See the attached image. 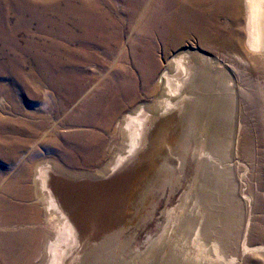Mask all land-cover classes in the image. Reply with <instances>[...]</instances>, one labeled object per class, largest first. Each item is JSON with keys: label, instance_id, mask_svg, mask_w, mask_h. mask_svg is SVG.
I'll use <instances>...</instances> for the list:
<instances>
[{"label": "bare ground", "instance_id": "1", "mask_svg": "<svg viewBox=\"0 0 264 264\" xmlns=\"http://www.w3.org/2000/svg\"><path fill=\"white\" fill-rule=\"evenodd\" d=\"M231 1L234 0L10 1L23 26L38 23L40 35L33 44L40 52L34 55L28 86L33 93L46 89L51 105L48 111L56 107L62 113L58 116L63 118L56 125L37 122L30 126L26 122L3 121L1 110L0 121L6 127H0V160L13 161L27 142L14 140L8 146L2 142L5 134H25L29 138L46 131L63 139L61 144L59 140L47 146L59 153L70 148L64 156L71 162L91 165L105 156L111 161V167L82 173L48 161L38 164L37 188L55 232L45 239L43 248L39 244L42 227L4 234L10 245H22L25 250L21 256L32 260V264H99L100 246L91 245V240L114 232L111 222L118 209L133 196L134 189L139 191L136 196L146 198V185L157 180V165L163 160L156 157L159 149H182L184 138L192 137L195 126L199 130L192 148L198 155L205 149L201 178L194 179L202 186L198 198L206 210V222L199 233L213 243L211 250L217 258L230 257L229 264L241 260L243 250L263 248H253L259 241L252 238L247 243L243 233L248 230L241 225L235 210L233 189L211 187L212 176L227 183L224 185H233L226 162L234 137V111L230 106V82L234 75L242 81L237 84L241 100L257 125L249 128L250 116L240 114L243 121L240 117L237 127L242 135L237 140L238 153L251 162L256 160L257 166L264 161V94L261 83L249 77V72H258V67H250L242 56L243 35L233 23V18L238 19L237 5H226ZM245 1L247 46L264 60V0ZM14 34V30L8 32L9 36ZM190 37H196L218 55L187 47L168 59L174 43ZM160 47L167 65L159 77L161 66L156 49ZM15 65L19 75L21 64ZM0 69L6 71L4 67ZM104 82L112 85L106 91L101 89ZM140 91L154 100L139 102ZM22 98L32 100L26 95ZM18 104L12 107L16 111H20ZM87 125L92 131L78 130L69 138L60 131L65 126ZM105 133H113L114 145H109V150L105 149ZM252 137L258 138L259 146H251ZM84 139L87 141L82 142ZM220 165L226 167L220 169ZM211 168H215L216 174H208L206 169ZM34 193L35 189L30 195ZM6 195L8 199L0 211L1 224L21 219L37 222L42 217L36 205L33 213L27 214L20 204L13 202L26 197L23 191L15 189ZM253 197L255 208L263 209L264 200ZM258 219L256 215L249 217V234L259 226ZM261 226L263 230V222ZM232 256L237 259L231 260Z\"/></svg>", "mask_w": 264, "mask_h": 264}, {"label": "rangeland", "instance_id": "2", "mask_svg": "<svg viewBox=\"0 0 264 264\" xmlns=\"http://www.w3.org/2000/svg\"><path fill=\"white\" fill-rule=\"evenodd\" d=\"M10 1L0 0V67L6 68V71H1L0 69V111H3V121L26 122L30 126H34L37 122H47L49 126L56 125L62 120L63 116H58L59 113H62L58 112L56 107H51L50 110L52 112L48 111L51 105L48 103L46 89L33 93V89L28 86L31 84L30 73L33 60L35 59L34 55L40 52L37 47H34L35 44H33V42L38 40L40 35L38 33V23L32 22L29 25L23 26ZM234 4L237 5L238 19L233 18V23L235 24V28L240 30L243 35L242 46L244 53L242 56L250 67H258V72H249V77L261 83L264 94V60L259 57L257 52H252L247 46L246 1L234 0L226 3L227 8H231ZM229 16L232 17L231 15ZM220 19L223 22V16ZM12 30H14L15 34L9 36L8 32L12 33ZM14 45L16 48L13 47ZM187 47L206 51L214 56L218 55L207 45L201 44L196 37H190L175 42L168 51V59L177 51ZM156 54L161 66L160 77L167 62L164 59L162 47L156 49ZM16 63L21 64L19 67H21L20 74L22 76L17 74L15 66L17 67L18 65H15ZM106 78L110 79L109 77ZM17 81H19L18 85ZM240 82L242 81L238 76H232L230 82V106L234 111V121L231 125L234 137L228 146L229 157L226 164L230 168L228 174L233 185H224L227 183H222L217 177L212 176L211 187L215 189L219 188V190L222 188L224 191L233 189L232 201L234 199L233 202L237 206L235 210L240 215L238 218L242 221L241 225L244 226L245 230H248L243 233L247 235V243L255 239L259 242L253 248L257 246L263 247L257 250H243L241 260H236L237 258L234 256H232L231 260L235 259V264H264V229L262 230L261 226L262 222L264 223V208L261 210L255 208L253 197L257 196L261 200H264V161L261 165L258 163L259 167L256 164V160L255 162H251L242 156L241 153H238V136H240V140L242 139L241 133L237 131L240 123V114L243 116L248 115L249 117L251 113L247 109L246 104H243L241 100L243 96L239 85L237 86ZM111 86L110 83L104 82L101 89H105L106 91ZM23 95H26L30 100L32 98L31 102L24 101ZM139 97V102L143 103L154 100V97H149L141 91L139 92ZM262 97L261 103L264 101V96ZM16 104L20 105V111L12 108ZM30 112L31 114H28ZM241 121H243L242 117ZM247 121L249 122V128L257 127L254 117L250 116ZM2 125L4 123L0 121V127ZM11 126L16 130L20 129L15 124ZM4 127L6 126L4 125ZM195 127L197 130L193 127L192 137L184 138L185 147L182 149L178 146H174L172 151L169 146H163L159 149L156 157H161L163 160L157 165V180L146 185V198L142 199L141 196H136L139 191L134 189L133 196L127 200L125 206L118 209L115 219L111 222V225L115 226L114 232L108 236L98 235L96 239L91 240V245L100 246L99 264H229L228 260L230 257H227V259L217 258L215 252L211 250L213 249V243L207 242L209 240L202 233H199L206 222V215H203L204 212L206 213V210L200 205L201 203L198 198L202 186L200 183L194 181V179L201 178V161L204 159L205 149L202 148L198 155L197 151L192 148L194 137L199 130V126ZM92 129L88 125L80 128L65 126L61 127L60 131L65 138H69L78 130L92 131ZM45 132L29 138L25 134L14 136L11 133H7L2 139V142L8 146L16 140H24V142L27 140V142L26 146L17 154L13 161L9 162L6 158H1L0 160V211L3 209L4 202L8 199L6 197L7 192H12L16 189L17 191H23L26 197L23 200L13 199V202L20 204L27 211V214L33 213V207L36 205L42 211V217L37 222L21 219L19 222L0 223V264L33 263L32 260L21 256L24 255L23 251L25 250L22 245H10L5 241L4 234H11L13 231L17 232L22 229L27 231L38 230L42 227L44 233L39 239V244L43 248L46 243L45 239L55 232L47 219L49 214L45 211L46 204H41L40 192L39 188H37L35 175L39 163L48 161L74 173L96 171L107 165L111 167V161L106 156L95 160L91 165L78 163V161L71 162L64 156L66 151H71L70 148L66 147L63 149L65 152L59 153L47 146L49 143L55 144L53 142L59 140L58 144H61L60 142L63 139H59L53 133L46 134ZM112 134L105 133V149L107 150H109V145H114ZM86 141L84 139L82 142ZM58 144L56 145L59 147ZM259 145L258 138L252 137L251 146L255 147ZM173 150H175V153H173ZM213 161L219 163L216 160ZM219 167L223 169L226 166L220 165ZM258 169L259 171H257ZM206 171L208 174H213L216 170L215 168H211L206 169ZM34 189L35 195H30ZM141 192L143 193L144 191L142 190ZM149 205L152 206L150 207ZM254 215L259 218V226L252 234H249L251 226L249 217L253 218ZM200 245L203 246L204 251L201 250Z\"/></svg>", "mask_w": 264, "mask_h": 264}, {"label": "water", "instance_id": "3", "mask_svg": "<svg viewBox=\"0 0 264 264\" xmlns=\"http://www.w3.org/2000/svg\"><path fill=\"white\" fill-rule=\"evenodd\" d=\"M73 186H78V185H76L75 183H71Z\"/></svg>", "mask_w": 264, "mask_h": 264}]
</instances>
